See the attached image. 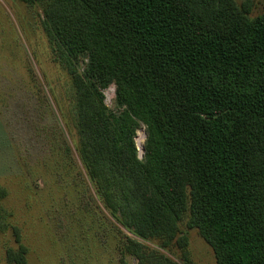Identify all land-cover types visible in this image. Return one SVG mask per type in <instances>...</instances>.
I'll use <instances>...</instances> for the list:
<instances>
[{"label":"trees","instance_id":"trees-1","mask_svg":"<svg viewBox=\"0 0 264 264\" xmlns=\"http://www.w3.org/2000/svg\"><path fill=\"white\" fill-rule=\"evenodd\" d=\"M27 2L72 81L78 161L65 138L53 144L78 170L83 209L100 202L125 229L108 221L120 263L196 264L184 222L216 264H264V13L235 0ZM13 230L7 264H30Z\"/></svg>","mask_w":264,"mask_h":264},{"label":"rangeland","instance_id":"rangeland-1","mask_svg":"<svg viewBox=\"0 0 264 264\" xmlns=\"http://www.w3.org/2000/svg\"><path fill=\"white\" fill-rule=\"evenodd\" d=\"M235 1H249L252 17L264 13V0ZM43 19L38 4L0 0V264H7V249L18 247L14 228L21 231L30 264H121L108 221L125 229L99 200L101 209H83L78 170L66 165L53 144L65 138L78 161L72 81ZM112 89L106 104L114 109ZM140 131L145 128L137 132V145ZM180 228L193 262L216 264L198 231L184 222Z\"/></svg>","mask_w":264,"mask_h":264},{"label":"bare ground","instance_id":"bare-ground-1","mask_svg":"<svg viewBox=\"0 0 264 264\" xmlns=\"http://www.w3.org/2000/svg\"><path fill=\"white\" fill-rule=\"evenodd\" d=\"M144 141H145V133H144V131H140L139 132V138H138V143H139L140 147H143Z\"/></svg>","mask_w":264,"mask_h":264},{"label":"built area","instance_id":"built-area-1","mask_svg":"<svg viewBox=\"0 0 264 264\" xmlns=\"http://www.w3.org/2000/svg\"><path fill=\"white\" fill-rule=\"evenodd\" d=\"M112 87H114V86H112ZM111 88V87H110ZM109 88V89H110ZM115 88V87H114ZM113 90V92H115L114 90L115 89H112ZM107 91V90H106ZM106 91H105V96H106ZM137 147L139 148L140 146H139V144L137 145ZM139 154H140V158H141V155H142V151H141V147H140V151H139Z\"/></svg>","mask_w":264,"mask_h":264},{"label":"water","instance_id":"water-1","mask_svg":"<svg viewBox=\"0 0 264 264\" xmlns=\"http://www.w3.org/2000/svg\"><path fill=\"white\" fill-rule=\"evenodd\" d=\"M146 138H147V136H146ZM146 138H145V140H146ZM138 151H140V147L138 148ZM141 151H142L141 158H143V154L145 152L144 145H143V147H141Z\"/></svg>","mask_w":264,"mask_h":264}]
</instances>
